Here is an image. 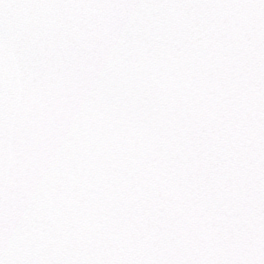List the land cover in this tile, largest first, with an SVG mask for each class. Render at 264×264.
<instances>
[{
    "label": "snow or ice",
    "instance_id": "obj_1",
    "mask_svg": "<svg viewBox=\"0 0 264 264\" xmlns=\"http://www.w3.org/2000/svg\"><path fill=\"white\" fill-rule=\"evenodd\" d=\"M0 264H264V0H0Z\"/></svg>",
    "mask_w": 264,
    "mask_h": 264
}]
</instances>
